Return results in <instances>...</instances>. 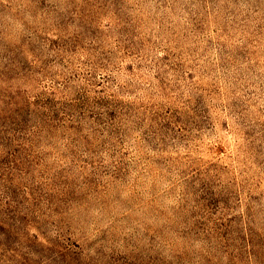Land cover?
Wrapping results in <instances>:
<instances>
[{
  "label": "rangeland",
  "instance_id": "374dc122",
  "mask_svg": "<svg viewBox=\"0 0 264 264\" xmlns=\"http://www.w3.org/2000/svg\"><path fill=\"white\" fill-rule=\"evenodd\" d=\"M0 264H264V0H0Z\"/></svg>",
  "mask_w": 264,
  "mask_h": 264
}]
</instances>
